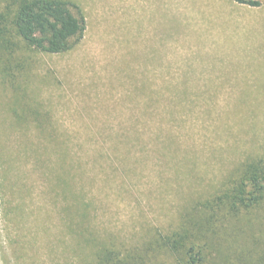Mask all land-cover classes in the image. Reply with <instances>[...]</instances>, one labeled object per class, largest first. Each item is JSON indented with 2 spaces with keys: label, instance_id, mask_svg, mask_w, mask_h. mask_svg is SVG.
I'll use <instances>...</instances> for the list:
<instances>
[{
  "label": "rangeland",
  "instance_id": "rangeland-1",
  "mask_svg": "<svg viewBox=\"0 0 264 264\" xmlns=\"http://www.w3.org/2000/svg\"><path fill=\"white\" fill-rule=\"evenodd\" d=\"M65 1L72 51L0 45V264H264V207L170 243L264 158V0Z\"/></svg>",
  "mask_w": 264,
  "mask_h": 264
},
{
  "label": "trees",
  "instance_id": "trees-1",
  "mask_svg": "<svg viewBox=\"0 0 264 264\" xmlns=\"http://www.w3.org/2000/svg\"><path fill=\"white\" fill-rule=\"evenodd\" d=\"M234 1L260 6L256 0ZM5 10L0 12V45L7 48L13 35L38 52L64 54L81 42L86 31V19L81 8L65 0H9ZM262 207L264 158H254L246 161L237 175L225 182L212 198L183 217L187 225L173 233L174 239L170 237V243L175 250L193 256L191 259L196 263L201 260L198 255L203 257L205 252L217 250L211 241L217 233L216 222L221 216H237L242 211ZM201 208L207 209L208 213L195 218ZM105 258L107 262L112 260L108 256Z\"/></svg>",
  "mask_w": 264,
  "mask_h": 264
}]
</instances>
